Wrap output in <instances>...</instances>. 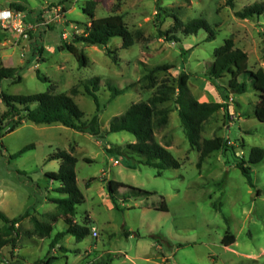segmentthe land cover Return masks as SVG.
<instances>
[{"label":"rangeland","instance_id":"1","mask_svg":"<svg viewBox=\"0 0 264 264\" xmlns=\"http://www.w3.org/2000/svg\"><path fill=\"white\" fill-rule=\"evenodd\" d=\"M11 1L27 7V27L34 21L32 15L49 20L53 5H62L67 12L50 19L48 25L30 30L29 39L40 37L46 49L42 57L28 54L29 39L20 37L11 25L4 28L8 31L7 36H0V63L2 60L7 67L18 68L21 79H4L0 93L3 90L10 95H30L51 90L69 94L85 113L84 120L98 115L102 133L108 131L112 117L153 94L155 88H150L143 77L165 63L176 68L155 72L158 81H172L185 70L191 74L189 86L198 101L220 102L226 98L224 90L205 74L214 50L227 38H233L236 46L248 53L249 69H264V14L255 19H242L235 14L248 5L264 4V0H234V7L227 5V0H93L97 18L122 15L136 39L127 48L122 47L121 37L108 43L109 49L117 51L118 60L108 55L104 47L77 43L88 58L87 65H80L72 52L58 47L83 32L90 21L84 7L92 0H0V9L8 8ZM159 7L163 9V22L157 15ZM175 16L183 23L205 19L214 37L209 39L210 32L205 29L189 35L179 29L176 34L181 40H168L161 31L172 29ZM192 46L186 57L181 55L182 47ZM95 76L101 77L99 106L83 92L84 83ZM108 80L127 89L112 96ZM239 80L246 81L249 89L235 93L236 99L227 100L237 113L236 120L229 121L221 109L202 134L203 138L228 139L235 147L234 154L231 150L215 151L200 167V153L190 148L174 109L166 126L173 134L168 149L181 167L166 169L160 176L154 167L138 163L137 156L108 150L135 142L132 133L111 132L98 137L61 123L36 124L28 120L7 132L12 118L17 117L10 113L2 123L0 138V209L11 218L28 208L43 220L45 213L57 215L52 199L65 195L55 190L60 182L51 180L47 173L58 171L60 161L49 160L48 156L58 148L66 149L78 158L77 183L84 195L75 219L78 224L88 225L91 232L81 240L67 234L51 247L57 233L66 227L58 214L50 236L23 235L15 252L12 245L3 247V264H264V161L251 165L253 186L235 163L237 156L247 158L252 147L264 148V121L253 114L259 94L252 80L246 74ZM227 81L228 75L219 80L221 84ZM74 86L80 88V93H71ZM165 105L175 107L173 101ZM7 110L0 98V113ZM171 132L157 129L155 138L164 144L162 136L169 137ZM29 144L35 147L13 156ZM115 160L119 163L115 164ZM92 177L96 179L88 184ZM111 180L126 184L115 199L109 191ZM130 187L147 193L134 195ZM163 201L167 210L162 209ZM21 227L30 228V220L22 221ZM92 227L98 236H93ZM228 230L235 234L236 242L226 246L222 239Z\"/></svg>","mask_w":264,"mask_h":264},{"label":"trees","instance_id":"2","mask_svg":"<svg viewBox=\"0 0 264 264\" xmlns=\"http://www.w3.org/2000/svg\"><path fill=\"white\" fill-rule=\"evenodd\" d=\"M95 4V1L92 0L84 7V12L89 15L90 21L84 25L83 32L76 34L72 42H66L58 47L59 50L68 49L72 52L79 60L80 65H87L88 58L83 51H80L76 45L77 43L104 47L108 55H112L115 60H118L117 51L109 49L108 43L115 37H121L123 40L122 47L127 48L132 46L136 39L134 32L130 30L122 15L111 14L97 18L95 16ZM226 4L231 7L235 5L234 0H227ZM9 6L21 11H25L27 8L24 4L17 2H10ZM162 12L163 9L159 7L157 15L161 18ZM235 14L242 19H255L264 14V4L248 5L240 11H236ZM161 22H163V18ZM179 29L185 35L194 34L201 29H205L210 32L209 39L214 37V32L205 19H193L188 23H183L178 16H175V23L172 29L161 31V36L170 41L179 42L181 38L176 34ZM192 48L193 46L189 48L182 47L181 55L186 57ZM37 52L41 54L42 48L37 49ZM248 58V53L244 49L237 47L233 38H227L222 45L214 50L213 61L210 63L205 75L224 90L225 97L228 99L232 92L241 94L248 91L247 82L239 80L240 76L248 75L252 80L253 88L259 94V101L253 114L260 121H264V69L261 67L256 70L249 69ZM175 68L174 64L165 63L148 72L143 78L149 81L148 86L150 88H155L153 94L145 101L131 104L123 114L112 117L106 133L101 131L97 114L89 120H84L85 113L69 94L54 93L48 90L30 95H10L2 90L0 98L6 104L8 110L2 114L0 113V138L3 136L1 130L4 129L2 123L10 113H15L17 117L12 118V125L9 126L7 132L14 131L24 120L36 124L61 123L80 132H86L98 137H104L111 132L127 131L135 136L136 141L124 146L116 145L108 150H114L128 157L137 156L138 163L154 167L157 169V175L160 176L166 169L181 167V162L155 138V130L165 127L169 123L170 112L176 109L190 148L200 153L198 162L200 167L201 163L215 151L228 152L231 150L234 154L235 147L230 144L228 139L221 136H215L214 138H203L202 136L206 124L221 109L227 114L229 120V104L227 102L198 101L193 96L189 86L191 74L185 70L180 71L172 81H158L155 77V72L157 71L169 72ZM226 75H228V81L226 84H221L219 80ZM38 76L41 79H47L39 74ZM6 78H13L14 82L19 81L21 75L18 68L0 64V84ZM100 83L101 77L95 76L88 79L83 87V92L90 95L98 106L99 97L97 92L100 88ZM107 83L112 90V96L123 93L127 89L118 88L109 80ZM131 86L129 85L128 87ZM80 91L79 87L74 86L71 93L78 94ZM171 101L175 105L173 109L165 105V103ZM34 147V144H29L13 156H19ZM237 157L238 159L235 162L237 167L247 178L249 184L253 186L251 165L264 161V148L255 146L251 148L247 158L244 156ZM48 159L60 161L59 170L48 172L47 176L53 181L60 182V185L55 190L65 195L52 199L56 204L57 215H60L66 226L52 240L51 247H54L60 237L72 234L78 240H81L90 234L91 229L88 225L78 224L75 219L77 205L84 201V195L77 183L76 166L78 158L70 151L58 148L48 156ZM95 179V177L90 178L88 184ZM122 187H126L123 182L115 180L109 182V191L113 199H115L116 194ZM130 188L134 195L147 193L140 189ZM214 205L216 208L218 207V205ZM162 209L167 210L164 201ZM34 212L31 208H28L22 215L11 218L0 210V254L2 248L7 245H12L16 248L17 242L23 235L29 238L35 236L45 238L51 235L54 230V222L58 220L57 215L55 213H45L44 217L46 220H43ZM25 219H29L31 222V227L28 229H22L21 227V222ZM87 222L88 218L86 219ZM125 234L129 235V232L126 231ZM222 242L226 246L232 245L236 242L235 234L228 230ZM62 249L65 250L66 248L62 246ZM47 264L49 263L47 262Z\"/></svg>","mask_w":264,"mask_h":264},{"label":"built area","instance_id":"3","mask_svg":"<svg viewBox=\"0 0 264 264\" xmlns=\"http://www.w3.org/2000/svg\"><path fill=\"white\" fill-rule=\"evenodd\" d=\"M51 14L50 19H53L55 17L60 18L62 17L64 14H62V12L64 11V8L62 5H53L50 9ZM5 13H7V15H5ZM64 13V12H63ZM25 14L24 11L21 10H17L15 8H7V9H3L0 10V26L1 28H7V26L11 25L13 30H15L16 32L19 33L20 37L22 38H30V30L31 29H37L40 28L42 26L48 25V21L50 20H41V22H39L37 19V16L32 15V19L34 21H32V23H29L28 27L27 25L25 26ZM6 79H11L12 82H14L13 78H6ZM230 101H232V99H230ZM229 111V121L233 122L236 120L237 118V113L231 108H228ZM115 164H118L119 162L117 160H115L114 162ZM92 232H93V236H97V229L95 227H92Z\"/></svg>","mask_w":264,"mask_h":264},{"label":"crops","instance_id":"4","mask_svg":"<svg viewBox=\"0 0 264 264\" xmlns=\"http://www.w3.org/2000/svg\"><path fill=\"white\" fill-rule=\"evenodd\" d=\"M11 2H14V1H11ZM18 3V2H17ZM10 7V6H9ZM8 7V8H9ZM64 8V13H66L67 12V10H66V8L65 7H63ZM4 9H7V8H4ZM0 10H3V9H0ZM36 16V15H35ZM37 18L38 19H42V16H39V15H37ZM7 31H8V29H1L0 28V36H2V35H5V36H7L6 34H7ZM24 39V38H23ZM7 42H9V39L7 40ZM19 42H21V39H20V41ZM2 44L3 45H5L6 44V42H2ZM27 48L29 49V52H28V54L29 55H31V54H36V55H41V57H42V55H43V52L41 53V54H39V52H37V49H39L40 47L42 48V51L44 50H46L45 49V47H44V45L41 43V38L39 37H32V39L30 40H28V43H27ZM35 47H37L36 49H35ZM50 51H54V47H50ZM35 56V55H34ZM0 64H3L4 66H6L5 64H4V62L1 60V63ZM235 92H232L231 94H230V97L231 98H233V99H236L235 98ZM227 100H228V98H224V99H222L220 102H227ZM229 107H231V108H233L231 105H229ZM167 126V125H166ZM166 126L165 127H163V128H160V129H162V130H165V132H171V130L170 129H167L166 128ZM157 130V129H156ZM155 130V131H156ZM167 134H164L162 137H163V139H161V141H163V143L164 144H162V145H164L165 147H170V143H172V138H173V134H172V132L170 133V136L169 137H165ZM1 210V209H0ZM3 211V210H2ZM65 228V227H64ZM98 236V235H97ZM62 237H60L59 239H61ZM59 243V240H58V242L56 243V244H58ZM60 248H62V246L60 247ZM15 250H16V248L14 249V251L13 252H15ZM65 250H67V249H65ZM1 255H3V250H1V254H0V256ZM126 255V254H125ZM3 257H4V255H3ZM1 259V258H0ZM3 260H5V257L3 258ZM0 264H3V261L2 260H0Z\"/></svg>","mask_w":264,"mask_h":264},{"label":"clouds","instance_id":"5","mask_svg":"<svg viewBox=\"0 0 264 264\" xmlns=\"http://www.w3.org/2000/svg\"><path fill=\"white\" fill-rule=\"evenodd\" d=\"M5 15H7V13H5Z\"/></svg>","mask_w":264,"mask_h":264}]
</instances>
